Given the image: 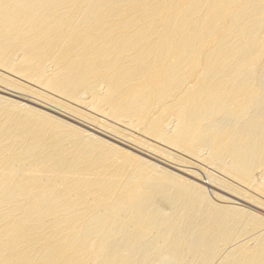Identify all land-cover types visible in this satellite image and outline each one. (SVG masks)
<instances>
[{
	"label": "bare ground",
	"instance_id": "bare-ground-1",
	"mask_svg": "<svg viewBox=\"0 0 264 264\" xmlns=\"http://www.w3.org/2000/svg\"><path fill=\"white\" fill-rule=\"evenodd\" d=\"M0 82L264 208V0H0ZM83 130L0 96V264H264V217Z\"/></svg>",
	"mask_w": 264,
	"mask_h": 264
},
{
	"label": "rangeland",
	"instance_id": "rangeland-1",
	"mask_svg": "<svg viewBox=\"0 0 264 264\" xmlns=\"http://www.w3.org/2000/svg\"><path fill=\"white\" fill-rule=\"evenodd\" d=\"M0 96L4 97V98H8L10 100H15L16 102L20 101L22 104H25L27 106L30 105V107L32 108H35L37 110L40 109V111H43V112H46L54 117H58L60 118L61 120H64L66 122H69L70 124H73L74 126H77L78 128H80L81 130H83L86 134H93V136H96L98 138H103V140L105 141H108V142H111L112 144H116L117 146L119 147H122V149H124L125 151L127 150V152H131V153H135L136 156L140 155L139 157H142L144 160L148 161V162H153V164L155 163L156 165H158V167H162L160 169L162 170H169V172H174L175 175H178V176H183V178L187 177L186 179H190L192 182H194L195 184L197 185H201L203 186L209 193V196L211 197V199L213 201H215V203L217 204H222V205H232V206H236V207H239V208H243V209H246V210H252L251 212H254V213H257L259 214L260 216L264 217V208H260V207H255L256 204H253L254 206H252V202H247V200L245 198H242V197H239V195L237 196V194L235 193V195L233 194L234 192H231L221 186H219L218 184L216 183H213L211 182L209 179H208V173H206L205 169H208V171H210V173L212 174H216V175H219L218 177L221 178L223 176H221L222 174H220L218 171L215 170V168H213V166L205 163L201 164L202 166L200 167L197 166V165H194V167L186 162H179L178 161V157L176 155V158L175 157H171V155H163L162 153L160 152H151L150 151H146V150H143L142 148H139L137 146H133L132 144L128 143L127 142H124V140H121L120 138L116 137V136H113V134L111 135L110 132H108L107 130H101V128L97 127L96 126V123L91 124L89 122H85V121H81L80 118L78 119H75V116H70L71 114L69 113H66L56 107H53V106H50L49 104L43 102V99L40 98L38 99L37 96L35 97L34 94L30 93L29 95V92H21L22 90L19 91V89H14L13 87H10L8 85L5 86V84L1 83L0 82ZM3 86V87H2ZM5 88V89H4ZM13 90V91H12ZM15 90V91H14ZM8 91V93H7ZM19 91V92H18ZM7 94H6V93ZM16 93V95H15ZM26 93H28L26 95ZM11 94V95H10ZM18 94V95H17ZM31 94L34 96L32 97ZM13 95V96H12ZM15 95V97H14ZM24 96V97H22ZM24 102V103H23ZM40 102V103H39ZM60 111V112H59ZM69 114V115H68ZM74 117V118H73ZM85 122V123H84ZM93 123V122H92ZM81 124V125H80ZM87 124V125H86ZM93 126V127H92ZM98 128V129H97ZM94 131V132H93ZM89 132V133H88ZM91 132V133H90ZM106 133V134H105ZM95 134V135H94ZM116 137V138H115ZM120 139V140H118ZM146 152V153H145ZM157 153V154H156ZM147 154V155H146ZM154 154V155H152ZM160 154V155H159ZM180 153H178L179 155ZM151 155V157H150ZM184 154H181L179 156H183ZM157 156V157H156ZM190 156V155H189ZM186 155L183 156V158L187 161H194V160H191V158ZM165 157V158H164ZM168 157V158H167ZM170 158V159H169ZM188 158V159H187ZM150 161H149V160ZM167 159V160H166ZM184 160V161H185ZM202 161V160H201ZM174 162V163H173ZM177 163V164H176ZM180 163V164H179ZM186 163V164H185ZM202 163V162H201ZM188 164V165H187ZM182 165V166H181ZM183 165H186L187 166H191L190 168H186L185 166ZM197 166V167H196ZM181 168V170L179 169ZM183 168V170H182ZM192 168V169H191ZM199 168V169H198ZM205 168V169H204ZM177 169V170H176ZM186 169H191V171L193 170V173H188L186 171ZM203 170V171H201ZM214 170V172H213ZM182 171V172H181ZM196 172V173H195ZM205 172V173H204ZM173 173V174H174ZM219 173V174H218ZM199 175V176H198ZM206 175V177H205ZM221 176V177H220ZM224 178V177H223ZM215 184V185H214ZM224 189V190H222ZM210 190V191H209ZM212 192V193H211ZM216 192V193H214ZM214 194V195H213ZM218 194V195H217ZM235 196V197H234ZM219 197V198H218ZM227 198V199H226ZM229 198V199H228ZM240 198V199H239ZM226 199V200H225ZM245 199V201H244ZM219 201V202H218ZM232 203H231V202ZM236 201V202H234ZM222 202V203H221ZM234 202V203H233ZM238 202V203H237ZM260 208V209H259ZM254 210V211H253ZM257 211V212H256Z\"/></svg>",
	"mask_w": 264,
	"mask_h": 264
}]
</instances>
